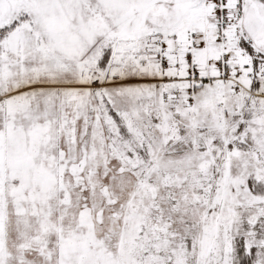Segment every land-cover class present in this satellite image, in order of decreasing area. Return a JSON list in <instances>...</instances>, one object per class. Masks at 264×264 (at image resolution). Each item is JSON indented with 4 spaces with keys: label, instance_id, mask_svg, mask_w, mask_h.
I'll return each instance as SVG.
<instances>
[{
    "label": "snow or ice",
    "instance_id": "1",
    "mask_svg": "<svg viewBox=\"0 0 264 264\" xmlns=\"http://www.w3.org/2000/svg\"><path fill=\"white\" fill-rule=\"evenodd\" d=\"M0 264H264V0H0Z\"/></svg>",
    "mask_w": 264,
    "mask_h": 264
}]
</instances>
